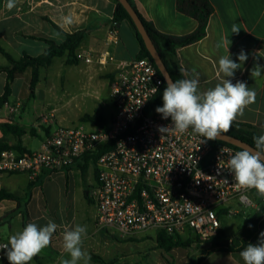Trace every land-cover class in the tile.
<instances>
[{
	"label": "crops",
	"instance_id": "0c3cea01",
	"mask_svg": "<svg viewBox=\"0 0 264 264\" xmlns=\"http://www.w3.org/2000/svg\"><path fill=\"white\" fill-rule=\"evenodd\" d=\"M210 1L214 13L209 20L207 36L197 43L181 48L178 52L185 75L187 79L199 80L201 92L214 88L224 79L222 74L218 75L219 58L230 53V58L239 63L237 55L243 50L248 59L242 68L235 72L234 77L228 79L233 83L246 82L247 86L256 92V99L255 103L249 105L243 115L238 116L235 121L264 130V0ZM133 2L144 18L165 35L181 37L193 33L198 28L196 19L178 11L177 0ZM6 4L7 0H0V42L10 44L14 51L0 45V55L5 59H0V66L9 64L1 49L16 59L25 55L36 57L49 47L48 41L61 44L66 40L65 34L75 33H82L85 36L77 53L80 51L95 55L109 53L113 57L114 61L104 67H110L115 73V78L120 63L137 59L140 54L141 44L134 28L127 20L118 25L120 31L118 43L113 44L110 40L115 0H16V6L11 10ZM233 24L240 28L238 34L231 32ZM225 40L230 43L229 53L227 45L217 47ZM36 46L40 49L33 53L32 48ZM256 64L261 65L262 75L252 78L251 70ZM52 65L42 68L41 75L43 69ZM41 77L34 95H31L32 68H27L25 73L12 83L8 102L0 106V140L4 138L1 128L3 124L17 125L26 130L21 141L28 152L40 150L45 140L44 136L42 139L32 136L31 126L36 119L29 118L27 113L28 103L32 99L36 101L42 99L41 95L44 94L40 88ZM7 82V73H0V99L5 94ZM51 92L52 90L48 89L47 94ZM34 138L41 140L39 147H29V143L34 144L31 142ZM8 139L11 145L18 142V138L12 134L8 135ZM31 181L29 175L25 173L0 171V191L20 197V201L11 199L0 201V242L6 240L8 243L12 234L21 231L30 222L42 227L52 220L59 227L52 237L50 246L44 249L47 253L43 250L44 255L38 256L43 264H59L62 256L70 258L69 254L63 252L62 247L65 225L69 228L77 224L86 227L87 234L82 245L84 251L86 240L94 236L96 239L103 230L112 231L98 227V208L91 196L93 189L98 185V172L94 160L84 157L70 168L49 174L41 186L30 191ZM258 240L253 244H257ZM241 251L214 252L205 255L201 264H244L240 256ZM1 263L9 264L8 260Z\"/></svg>",
	"mask_w": 264,
	"mask_h": 264
},
{
	"label": "built area",
	"instance_id": "2783aa9c",
	"mask_svg": "<svg viewBox=\"0 0 264 264\" xmlns=\"http://www.w3.org/2000/svg\"><path fill=\"white\" fill-rule=\"evenodd\" d=\"M109 35L113 44L120 40L116 22ZM77 58L102 66L114 61L109 53L85 51ZM164 85L151 59L120 63L110 92L114 116L107 128H56L38 151H4L0 171L25 173L35 180L44 171H63L89 156L98 172V185L91 194L98 208V227L124 239L149 232H156L157 238L165 232L208 242L223 227L224 216L239 213L232 204L263 212L264 218V197L255 189L238 190L228 170L227 161L240 149L215 147L191 129L161 136L159 128L171 125V118L163 119L155 111L163 102L152 104ZM6 260V249H0V263Z\"/></svg>",
	"mask_w": 264,
	"mask_h": 264
},
{
	"label": "clouds",
	"instance_id": "9594fccd",
	"mask_svg": "<svg viewBox=\"0 0 264 264\" xmlns=\"http://www.w3.org/2000/svg\"><path fill=\"white\" fill-rule=\"evenodd\" d=\"M15 6L16 0H7L6 7L9 10ZM239 31L240 28L233 24L231 32L238 34ZM223 45L228 46L229 53L230 43L225 40L217 47ZM247 59L243 50L237 55L239 63L230 58V53L221 56L218 75L222 74L224 79L214 88L203 92L199 91L198 79H178L174 82L169 79L163 91V105L155 109L163 119L171 118V125L159 128L161 136L170 131L184 134L191 129L194 134L206 140H216L221 133L228 132L237 117L255 103L256 92L246 82L233 83L228 79L234 77ZM261 75V65L256 64L251 70V77ZM253 140L255 148L245 147L236 151L227 161V167L233 174L238 190L255 189L258 196L264 197V134L254 136ZM58 227L52 220L42 227L30 222L21 231L12 234L8 243L0 246V249H6L9 264H31L36 256L50 246ZM86 234L85 226H64L62 247L70 258L62 256L59 264H90L91 257L82 248ZM240 256L244 264H264V231L260 233L258 243H248Z\"/></svg>",
	"mask_w": 264,
	"mask_h": 264
},
{
	"label": "rangeland",
	"instance_id": "374dc122",
	"mask_svg": "<svg viewBox=\"0 0 264 264\" xmlns=\"http://www.w3.org/2000/svg\"><path fill=\"white\" fill-rule=\"evenodd\" d=\"M0 45L14 51L10 44L0 42ZM39 49L36 46L32 51L37 53ZM0 59L5 60L1 55ZM41 76L40 88L44 92L42 99H32L28 103L29 118L36 119L31 126L32 136L41 139L45 137L46 140L59 127H81L85 130L100 128L90 121L92 116H102L108 124L112 121L114 112L110 92L115 73L110 67L82 61L70 64L64 57L56 59L50 68L43 69ZM48 89L52 90L49 95ZM39 138H34L31 141L34 144L29 143V147H39ZM231 208L239 213L224 216L222 223L228 236L236 237L256 213L251 207L237 204H232ZM192 241L188 246L167 251L160 247L156 232L124 239L113 230H103L96 239L94 236L86 240L83 247L91 257L90 264H201L203 257L210 254L211 245L198 241L196 237ZM32 263L43 264L39 256Z\"/></svg>",
	"mask_w": 264,
	"mask_h": 264
},
{
	"label": "trees",
	"instance_id": "16d2710c",
	"mask_svg": "<svg viewBox=\"0 0 264 264\" xmlns=\"http://www.w3.org/2000/svg\"><path fill=\"white\" fill-rule=\"evenodd\" d=\"M129 1L138 16L140 17L141 21L143 22L173 81H176L178 79H187L183 67L181 65L178 52L181 48L197 43L207 36V27L209 24V20L212 14L214 13V7L211 1L177 0L178 11L188 16H191L198 21V28L193 33L181 37L169 36L159 32L154 27V25L148 22L144 18V16L139 12L133 0ZM115 2L116 8L113 18L114 22L119 25L125 20L129 21L132 27L134 28L141 44V51L138 58H149L154 62L130 14L119 2V0H115ZM65 35L66 40L61 44H55L52 41H48L49 47L45 50L44 53L36 57L25 55L20 59H16L12 56V54H10L4 49H1L2 54L5 56L9 64L7 66H0V73L5 72L8 76L5 94L0 99V106L8 102V98L10 97L12 91V83L17 78L22 76L27 70V68H32L31 95H34L37 85L40 82L42 68L49 67L50 65H52L56 58H63L65 56L67 57V60L70 64H77L79 62L77 58V51L81 42L85 38L84 34L75 33ZM166 86L167 84L165 82L163 90L153 101L152 107H156L157 105L163 102L162 96ZM89 119L100 128L105 129L108 127V122L102 116H92ZM1 128L4 133V138L0 140V156L4 151L11 149H16L21 154L28 153V151L23 147L21 141V137L26 133V130L24 128H20L17 125L11 124H3ZM9 134H12L16 138H18V142L16 145L10 144V140L8 139ZM225 134L239 138L255 148V141L253 140V137H258L264 134V130H261L260 128L248 123L234 121L230 130ZM208 141L215 147L222 145H229L235 147L231 144L217 139ZM235 148L240 149L238 147ZM85 158H87L88 160L91 159L89 156H86ZM51 173L52 172L44 171L40 176H38V178L32 180L29 184V190L31 191L35 187L41 186L45 177ZM4 199L20 201V197H17L6 191H0V201ZM262 231H264L263 212L256 213L252 217V219L245 224L244 228L239 231V236H228L223 226L219 230L218 234L212 237L210 241H208V243L211 245L209 253L211 254L214 252H239L245 249L248 243L253 244V242L258 239V236ZM157 238L159 239L160 247L167 251H171L172 249L180 246H188L191 242H193L192 238L184 240V238L181 236H170L165 232H159L157 234ZM197 239L201 242L200 238Z\"/></svg>",
	"mask_w": 264,
	"mask_h": 264
},
{
	"label": "water",
	"instance_id": "95a60500",
	"mask_svg": "<svg viewBox=\"0 0 264 264\" xmlns=\"http://www.w3.org/2000/svg\"><path fill=\"white\" fill-rule=\"evenodd\" d=\"M119 2L124 6V8L130 14L139 34L142 36V39H143L148 51L150 52V54H151V56H152V58L156 64L157 68L159 69L160 73L162 74L163 78L165 79L166 84H167V81L169 79H171L173 81L166 65L164 64L161 56L159 55L152 39L150 38V36H149V34H148L144 24H143V22L141 21L140 17L138 16L136 11L132 7L130 1L129 0H119ZM217 140L224 141V142L231 144L235 147H238L240 149H243L245 147L254 148L253 146H251L247 142H244L243 140H241L239 138H236L234 136H231V135H228L225 133H221V135L217 138Z\"/></svg>",
	"mask_w": 264,
	"mask_h": 264
}]
</instances>
